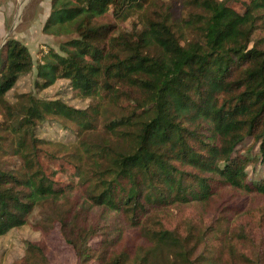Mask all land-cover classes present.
I'll use <instances>...</instances> for the list:
<instances>
[{
    "label": "trees",
    "instance_id": "16d2710c",
    "mask_svg": "<svg viewBox=\"0 0 264 264\" xmlns=\"http://www.w3.org/2000/svg\"><path fill=\"white\" fill-rule=\"evenodd\" d=\"M183 10L179 24L165 0H51L42 32L58 49L35 68L20 41L0 47V237L36 212L43 236L12 264H52L56 226L78 264H264V249L243 250L253 237L229 227L240 207L168 220L264 198V0ZM34 71L40 91L65 81L88 106L11 100ZM47 124L65 140L41 138ZM44 158L75 181L53 180Z\"/></svg>",
    "mask_w": 264,
    "mask_h": 264
},
{
    "label": "rangeland",
    "instance_id": "374dc122",
    "mask_svg": "<svg viewBox=\"0 0 264 264\" xmlns=\"http://www.w3.org/2000/svg\"><path fill=\"white\" fill-rule=\"evenodd\" d=\"M16 1L17 7L14 8L12 3L14 5V2ZM165 1L168 5H172L174 18L178 19L180 24L183 17L184 0ZM247 1L248 0H241L242 3ZM49 2L51 3V0H0V4L4 7H7L9 4L11 8L13 7L11 9V14L15 16V29L8 36V38L6 37V39L8 40L9 38H14L24 45L27 44L31 55L33 56L35 68L37 61L42 56V53L46 52L48 48L58 49V45L62 41L61 38H55L52 36L43 37L40 30L29 35H24V31H26L31 19L39 17V13L44 11L45 6H47V12L49 11ZM231 5L239 11H243L241 3H232ZM4 7H0V11H3ZM42 17L44 16L42 15ZM11 26L12 23H9L6 27V31L2 32L1 35L4 36L8 34ZM35 82L36 71H34L30 76L24 77L19 81L18 86L9 96L10 99L13 100V97L20 93H32L38 98H61L69 105L77 108H85L88 106L89 102L78 98L73 92H71L68 88V83L65 81H59L54 86L42 91L36 88ZM39 134L41 138L50 140H65L67 137L66 133L53 124L42 126L39 130ZM44 166L46 167L49 176L61 184H67L75 181L72 176V172H70L67 168L65 169L61 168L59 165L49 164L45 158ZM216 207L212 209H202L200 207L192 206L180 211L175 210L169 216L168 220L171 222V225H175L179 217L194 219L200 217L202 214L205 220L212 217L220 219L221 215L225 216L230 211L231 214L234 212L232 211L233 209H230L229 207L237 209L241 208L239 213L232 214L233 219L229 225L230 229L244 228L247 233L253 237L249 247H243V250L250 255L251 253H256L259 249H264V198L254 200H249V198L242 200L241 197L234 199L228 198L222 200L217 209ZM40 217V213L36 212L32 218L31 224L20 229H15L7 235L0 237V264H12L19 261L25 254L27 242H36L43 238L42 234L38 230ZM98 241L99 238H96L94 242H92V245H96ZM45 242L48 247L49 259L52 264H78V259L76 258L73 249L64 242L58 226H56V228L49 233Z\"/></svg>",
    "mask_w": 264,
    "mask_h": 264
},
{
    "label": "crops",
    "instance_id": "0c3cea01",
    "mask_svg": "<svg viewBox=\"0 0 264 264\" xmlns=\"http://www.w3.org/2000/svg\"><path fill=\"white\" fill-rule=\"evenodd\" d=\"M12 6H14V8H16L17 7V1L14 2V5L12 3ZM0 7H4V6L2 4H0ZM12 8L10 7V4H9L7 7H4V10L3 11H0V42H1L0 45H2L4 43V41H5V39H6L7 35H8V34H6L4 36L1 35L2 32H5L6 31L7 25L9 23L10 24L12 23V26L9 29V31L14 27L15 16H13L11 14V9ZM46 8H47V6L44 7V11H41L39 13V17H37L36 19H31L29 21V24H28V26L26 28V31H24V35H29V34L38 32L40 30V32L42 33V36L43 37H46L47 36V35L43 34L42 31H43L44 24H45L47 18L50 15V12H51V3H50V6L48 7L49 8V11L48 12H47V9ZM42 15L44 17H42ZM25 45L28 46L27 44H25Z\"/></svg>",
    "mask_w": 264,
    "mask_h": 264
},
{
    "label": "water",
    "instance_id": "95a60500",
    "mask_svg": "<svg viewBox=\"0 0 264 264\" xmlns=\"http://www.w3.org/2000/svg\"><path fill=\"white\" fill-rule=\"evenodd\" d=\"M18 17H19V15H18ZM18 17H17V19H18ZM14 29H15V27H13V28L9 31V33H8V35H7V38H8V36L12 33V31H13ZM6 41H7V39L4 41V43H5ZM4 43H3V44H4ZM3 44H2V45H3ZM2 45H1V46H2Z\"/></svg>",
    "mask_w": 264,
    "mask_h": 264
},
{
    "label": "bare ground",
    "instance_id": "6f19581e",
    "mask_svg": "<svg viewBox=\"0 0 264 264\" xmlns=\"http://www.w3.org/2000/svg\"><path fill=\"white\" fill-rule=\"evenodd\" d=\"M23 5H24V4H23ZM23 5H22V6H23ZM21 8H22V7H21ZM21 8H20V10H21Z\"/></svg>",
    "mask_w": 264,
    "mask_h": 264
}]
</instances>
